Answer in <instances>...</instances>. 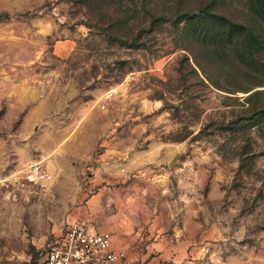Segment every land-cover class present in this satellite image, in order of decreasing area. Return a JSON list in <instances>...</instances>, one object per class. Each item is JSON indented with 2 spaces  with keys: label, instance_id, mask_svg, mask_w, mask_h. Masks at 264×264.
I'll return each mask as SVG.
<instances>
[{
  "label": "rangeland",
  "instance_id": "obj_1",
  "mask_svg": "<svg viewBox=\"0 0 264 264\" xmlns=\"http://www.w3.org/2000/svg\"><path fill=\"white\" fill-rule=\"evenodd\" d=\"M220 14L255 18L247 0H0V176L53 174L17 200L0 182V259L40 264L105 169L89 193L119 188L110 212L175 206L199 264H264V48L242 60Z\"/></svg>",
  "mask_w": 264,
  "mask_h": 264
},
{
  "label": "crops",
  "instance_id": "obj_2",
  "mask_svg": "<svg viewBox=\"0 0 264 264\" xmlns=\"http://www.w3.org/2000/svg\"><path fill=\"white\" fill-rule=\"evenodd\" d=\"M103 170L105 169H102L95 178H101L98 182L109 183L110 171H105L106 177H102ZM94 185L95 183L92 182L87 192L84 191L86 188L84 185L82 190L86 198L78 213L90 219L96 230L109 231L110 247L125 252L112 264L200 263L197 259L196 238L191 236L190 232L191 221L189 218L180 219L175 214V206H166L163 211L154 213L150 221L140 223L136 220L138 217L127 213L122 206L116 211L107 210V205L112 202L113 197L119 196L118 192L121 191L119 188L99 187L97 192L89 193ZM69 215L70 212L67 218ZM61 232L62 230L58 234ZM11 262L9 259H0V264H11Z\"/></svg>",
  "mask_w": 264,
  "mask_h": 264
},
{
  "label": "built area",
  "instance_id": "obj_3",
  "mask_svg": "<svg viewBox=\"0 0 264 264\" xmlns=\"http://www.w3.org/2000/svg\"><path fill=\"white\" fill-rule=\"evenodd\" d=\"M116 91L115 87H110L104 93L101 103L105 106V101ZM124 170V167H121ZM95 173L84 181L85 189L88 191L89 185L94 180ZM53 174L39 160L29 162L21 171H13L1 177L0 182L4 186V196L17 200L22 197V190L25 186H50ZM86 195L77 202L75 210L70 214L65 222V226L50 243L45 251L44 258L40 264H112L122 257L125 252L110 247L111 233L107 230H96L93 222L87 217L78 213V210L85 202Z\"/></svg>",
  "mask_w": 264,
  "mask_h": 264
},
{
  "label": "trees",
  "instance_id": "obj_4",
  "mask_svg": "<svg viewBox=\"0 0 264 264\" xmlns=\"http://www.w3.org/2000/svg\"><path fill=\"white\" fill-rule=\"evenodd\" d=\"M250 10L253 12L254 21L247 24L243 21L232 20L226 15L220 14V17L225 21L226 27L223 29V34L227 36V40L235 42L237 40L241 44L240 57L245 60L249 57L252 58L258 48H264V0H247ZM201 15L195 11L181 14L179 17L187 18L194 22V20L206 19L209 10L206 6L198 7ZM198 15V16H197ZM236 40V41H237Z\"/></svg>",
  "mask_w": 264,
  "mask_h": 264
},
{
  "label": "water",
  "instance_id": "obj_5",
  "mask_svg": "<svg viewBox=\"0 0 264 264\" xmlns=\"http://www.w3.org/2000/svg\"><path fill=\"white\" fill-rule=\"evenodd\" d=\"M177 154H175L170 160H169V164L173 165L176 162V158H177Z\"/></svg>",
  "mask_w": 264,
  "mask_h": 264
}]
</instances>
